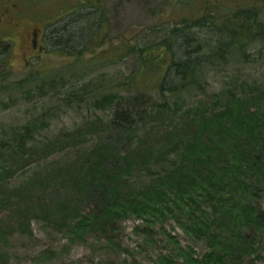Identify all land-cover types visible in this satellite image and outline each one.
Here are the masks:
<instances>
[{"label": "rangeland", "instance_id": "rangeland-1", "mask_svg": "<svg viewBox=\"0 0 264 264\" xmlns=\"http://www.w3.org/2000/svg\"><path fill=\"white\" fill-rule=\"evenodd\" d=\"M215 1L0 0V264H166L169 257L177 264H205L206 241L169 218H114L108 231L99 223L84 231L79 223L93 210L89 195L106 175L117 179L124 197L152 194L158 184L169 192L175 177L166 169L172 166L240 170L248 152L262 147L254 125L264 121V37L248 48L247 62L208 65L203 89L170 106L171 91L160 90L164 61L161 73L146 70L144 77L140 52L133 50L157 54L175 25L200 31L191 19ZM224 1L258 9L264 25V0ZM34 29L36 47L29 37ZM122 44L131 51L122 48L121 54ZM175 51L181 55L178 46ZM131 76L134 83L117 95L116 83ZM24 78L28 84L18 86ZM174 79L163 82L169 86ZM227 82L236 97L228 95ZM138 90L150 97L133 108L127 99ZM105 94L119 96L120 103ZM117 110H133L137 125L118 121ZM157 148L177 163L164 166L154 155ZM111 166L117 175L107 173ZM256 182L253 199L243 185L235 187L238 208L264 210V180ZM255 232L246 254L225 264H264V228Z\"/></svg>", "mask_w": 264, "mask_h": 264}, {"label": "trees", "instance_id": "trees-1", "mask_svg": "<svg viewBox=\"0 0 264 264\" xmlns=\"http://www.w3.org/2000/svg\"><path fill=\"white\" fill-rule=\"evenodd\" d=\"M207 5L206 10L208 9V11L196 14L191 19L192 27H198L200 31L186 30L184 29L185 25L173 26L169 31V36L164 38L157 54H155L153 48L145 51L147 47H133V50H139L140 52L144 77L148 75L146 70H150L152 75H155L158 71L161 73L164 61V68L166 69L160 82V90L164 91V88L168 87L173 95L166 104L167 106H170L169 103L172 100V102L179 104L180 100L183 99V95L191 94L192 96L201 91L206 81L208 65L224 67L227 63L230 64L231 59L238 60L240 63L247 62L249 60L248 48L257 38L264 37V25L257 21L256 17L258 9L254 10L251 6L244 5V3L234 4L224 0L209 2ZM83 31L85 29L80 32L82 36ZM76 36L78 35L73 37ZM178 38H182V43L179 41L176 45ZM0 41L5 42V40ZM124 46V44H122V47L120 46L121 54H125L122 48L123 50L127 49L128 52L131 51V46ZM177 46L181 55L175 51ZM4 48L8 49V52L11 51L10 44L4 46ZM203 48L207 49L206 53L202 51ZM137 69L136 72H139V68ZM169 75H173L175 79L174 83H171L172 85L167 86L163 80H166ZM29 79L24 78L16 83L18 86H23L28 84ZM134 81L135 79L131 76L125 81L123 79V81L116 83L115 93L120 95L121 89L128 88L127 85L133 84ZM147 87L150 88L148 84ZM227 87L226 91H228L229 96L237 95L236 89L231 86V82H227ZM140 91H142L140 95L136 94L133 98L127 99L130 100L129 104L133 108L136 107L134 105L140 102L139 99L150 97L144 95L146 90H138V92ZM105 96H108L112 102L118 101L120 103L119 96H113L112 94H105ZM164 106L161 104L162 108ZM133 112L131 110L129 114L127 112L120 115V110H117L118 121H122V123L125 121L131 127L134 124L137 125L138 121L134 119ZM138 112L139 109L135 111V113ZM126 128L124 127V129ZM254 128L260 136H263L260 140L262 147L257 151L250 150L248 152L246 159L243 160L245 166L240 170L237 166L225 165L218 167V169L215 167L217 170L208 168L201 173L197 169L196 171L185 170L187 166H172L171 169H166L175 177V185L169 192L160 189L164 187L163 184H158L157 186L153 185L152 189L155 192L152 194L145 191L125 197L119 193L117 186H115L117 179L110 177L111 180H109L107 179L108 175L104 176V179L99 183V187L95 188V191H92L93 194L89 195L93 210L80 220L79 227L86 231L88 227L94 226V223H99L104 226L103 230L108 231L107 228L113 225L114 218L123 219L135 215L150 223L158 219L169 218L176 221L191 237L206 241L209 250L200 262L225 264L228 260L233 261L242 258L248 247L255 243V239L253 241L252 239L248 240V238L255 235L257 239L258 235L255 231L259 233L264 228V210L260 206L254 207L246 204L238 208V204L235 203L238 195L235 187L243 185L245 192H250L251 199H253L259 191L256 178L262 177L264 180V121L255 123ZM102 149L99 150L100 155L105 153L108 147ZM169 150L173 151L172 149ZM154 155L156 160L164 166L177 163L174 158H171L170 152L166 149H158V152ZM223 157L226 158L227 155H223ZM112 169L113 166H111V169H107V173L113 175ZM154 173L159 174L156 170H154ZM115 175H117V172ZM199 182L201 185L203 184L202 188L198 186ZM114 190L118 193H115ZM226 202L229 203L224 206L223 204ZM151 225L149 226L151 227ZM250 231L254 232L250 233ZM171 239H174V236H171ZM193 260L195 262L194 258ZM166 264L177 263L172 261V257H169Z\"/></svg>", "mask_w": 264, "mask_h": 264}, {"label": "flooded vegetation", "instance_id": "flooded-vegetation-1", "mask_svg": "<svg viewBox=\"0 0 264 264\" xmlns=\"http://www.w3.org/2000/svg\"><path fill=\"white\" fill-rule=\"evenodd\" d=\"M37 35L38 31L36 29L32 30V32L29 34L30 43L33 47H36L38 45Z\"/></svg>", "mask_w": 264, "mask_h": 264}]
</instances>
